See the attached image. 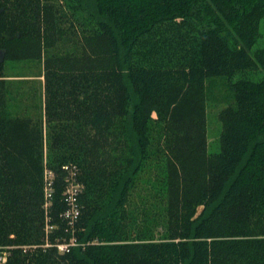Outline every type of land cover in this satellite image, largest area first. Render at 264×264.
I'll list each match as a JSON object with an SVG mask.
<instances>
[{
    "label": "trees",
    "instance_id": "16d2710c",
    "mask_svg": "<svg viewBox=\"0 0 264 264\" xmlns=\"http://www.w3.org/2000/svg\"><path fill=\"white\" fill-rule=\"evenodd\" d=\"M263 17L264 0H0V264H264V78L232 80L264 72ZM7 61L41 65L42 114L15 111ZM159 158L164 207L130 210Z\"/></svg>",
    "mask_w": 264,
    "mask_h": 264
},
{
    "label": "rangeland",
    "instance_id": "374dc122",
    "mask_svg": "<svg viewBox=\"0 0 264 264\" xmlns=\"http://www.w3.org/2000/svg\"><path fill=\"white\" fill-rule=\"evenodd\" d=\"M260 38L251 48L253 54L256 49L264 48V17L260 20ZM4 72L11 79L15 92H17L14 101L15 111L23 114L40 115L43 113V76L42 67L36 62H13L7 61L4 66ZM240 77H248L254 80L264 78V72L257 70H244L233 76L232 80ZM212 90L213 96H209L206 108V131H207V152L215 153L219 151V134L221 124L218 119L219 110L225 105L223 95L229 94V84L225 79L215 80ZM231 95V94H230ZM227 99H230L228 97ZM16 106V107H15ZM20 113V114H21ZM148 164L147 166H150ZM164 159L159 158V162L144 173L143 182L137 183L129 197L130 210L136 212L143 208L149 211L153 207L157 212L164 207V192L161 179L163 173ZM52 173V172H51ZM53 176V173H52ZM155 237L161 234V228H158ZM6 252L0 250V256L4 257ZM0 263L3 260L0 259Z\"/></svg>",
    "mask_w": 264,
    "mask_h": 264
},
{
    "label": "built area",
    "instance_id": "2783aa9c",
    "mask_svg": "<svg viewBox=\"0 0 264 264\" xmlns=\"http://www.w3.org/2000/svg\"><path fill=\"white\" fill-rule=\"evenodd\" d=\"M71 175H73L72 172ZM46 178L48 179V182L47 187L45 188V198L46 202L48 203L52 192L50 186L52 178L51 171H47ZM66 181L67 184L63 195L68 204V208L64 211L63 216L68 219L69 223H73L75 218L79 215V206L77 204L76 195L80 191L81 185L76 182L73 176L66 178ZM73 244H75V242L74 240H71L70 243H59L56 246L60 252H63L67 251L68 247ZM0 259H2L4 262L6 260V255L4 257L0 256Z\"/></svg>",
    "mask_w": 264,
    "mask_h": 264
}]
</instances>
